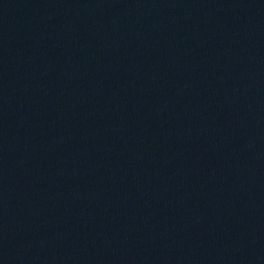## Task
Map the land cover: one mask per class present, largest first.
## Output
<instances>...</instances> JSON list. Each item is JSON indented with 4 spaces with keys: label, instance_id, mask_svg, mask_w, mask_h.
<instances>
[{
    "label": "water",
    "instance_id": "1",
    "mask_svg": "<svg viewBox=\"0 0 264 264\" xmlns=\"http://www.w3.org/2000/svg\"><path fill=\"white\" fill-rule=\"evenodd\" d=\"M0 264H264V0H0Z\"/></svg>",
    "mask_w": 264,
    "mask_h": 264
}]
</instances>
